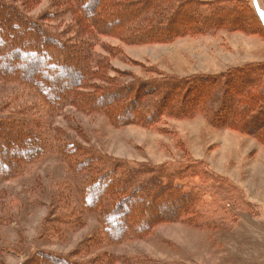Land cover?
Returning a JSON list of instances; mask_svg holds the SVG:
<instances>
[{"label": "trees", "instance_id": "16d2710c", "mask_svg": "<svg viewBox=\"0 0 264 264\" xmlns=\"http://www.w3.org/2000/svg\"><path fill=\"white\" fill-rule=\"evenodd\" d=\"M40 2L0 0V83L19 87L0 104V182L56 156L68 175L56 183L40 235L45 231L61 239L62 229L84 224V213L93 214L99 228L68 253L41 249L22 264H154L148 257L97 249L145 238L160 221L217 228L236 224L239 212H257L203 160L152 165L115 158L74 140L49 119L71 106L85 113L105 111L118 126L149 127L163 115L199 112L264 145V60L186 76L144 68L154 75L139 78L114 68L112 59H123L124 53L101 40L169 42L220 29L264 40V21L253 5L247 0H50L31 14ZM105 101L110 105H102ZM12 201L7 212L13 216Z\"/></svg>", "mask_w": 264, "mask_h": 264}, {"label": "rangeland", "instance_id": "374dc122", "mask_svg": "<svg viewBox=\"0 0 264 264\" xmlns=\"http://www.w3.org/2000/svg\"><path fill=\"white\" fill-rule=\"evenodd\" d=\"M49 1L41 0L31 14H37ZM247 1L264 21V0ZM101 40L120 47L124 53L123 59H112V66L139 78L154 75L144 68L154 67L167 75L186 76L264 60L261 37L224 29L177 37L169 42L129 45L112 36H103ZM18 88L0 83V104ZM110 103L105 101L102 105ZM49 119L74 140L115 158L152 165L187 158L203 160L211 171L227 177L257 207L255 214L239 212L236 224L217 228L160 221L145 238L105 244L98 251L117 256H144L155 261L154 264H264V145L254 137L219 127L199 112L177 118L163 115L149 127L134 123L118 126L105 111L85 113L71 106ZM66 175L68 172L59 158L48 155L18 178L0 182V264H22L41 249L68 253L99 228L94 215L83 211L85 222L79 229H62L61 239L45 231L40 235L42 220L58 190L56 183ZM9 199L13 200L12 207L17 206L13 216L8 213L11 211Z\"/></svg>", "mask_w": 264, "mask_h": 264}]
</instances>
